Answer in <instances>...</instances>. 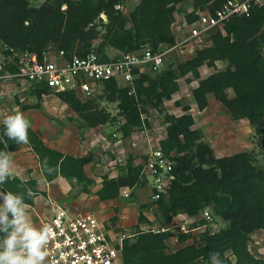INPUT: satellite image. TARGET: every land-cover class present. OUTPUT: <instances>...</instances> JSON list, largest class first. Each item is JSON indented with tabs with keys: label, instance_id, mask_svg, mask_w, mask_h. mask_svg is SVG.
Listing matches in <instances>:
<instances>
[{
	"label": "trees",
	"instance_id": "16d2710c",
	"mask_svg": "<svg viewBox=\"0 0 264 264\" xmlns=\"http://www.w3.org/2000/svg\"><path fill=\"white\" fill-rule=\"evenodd\" d=\"M182 1L140 0L125 15L124 0H43L40 4L0 0V42L3 48L33 52L39 58L49 44L63 49L67 55L94 50L103 60L109 59L105 46L119 52H134L145 44L158 49L175 43L173 23L177 4ZM224 2L190 0L192 10L185 14L186 22L193 23L197 11L213 12ZM213 28L209 44L178 64L163 67L155 76L150 72L135 74L129 85L115 78L99 83L104 97L117 105L123 136L142 127V114L148 106L162 110L164 101L179 90L178 79L190 74L186 80H197L192 95L199 110L208 105L207 95L212 94L234 119L249 121L257 145L264 147V5L232 15L222 27ZM95 40L100 43L94 45ZM3 53L6 57L8 50L4 48ZM216 61H225V67L217 69ZM204 64L215 70L201 77L199 68ZM7 66L3 65L0 73ZM10 70L16 69L12 66ZM32 85L38 96L51 90L45 85ZM229 88L233 96L229 95ZM57 96L91 127L116 119L99 107L95 97L82 99L74 90L58 91ZM182 109L180 115L165 114L166 136L159 143L164 153L172 154L174 177L155 204L167 219L177 214L198 216L209 209L212 217L219 216L228 224L216 231L205 229L201 245L190 243L167 251L169 233L142 229L139 224L147 218L139 214L135 233L123 239V264H217L228 251L236 264H264V258L254 256L249 249L250 234L264 229V167L255 163L254 152L249 150L216 156L210 144L202 140V131L192 127L190 106L184 105ZM3 131L1 123L0 136ZM28 138L46 181L62 175L92 183L83 168L90 155L64 154L46 145L31 127ZM3 139L7 147L0 140V151L11 152L19 145L6 136ZM142 169L143 164L128 161L125 175L105 176L96 192L99 199L117 198L123 187L134 192L145 180ZM0 190L11 192L29 205H33L37 194L46 195L37 188L36 179L22 180L18 176H10L0 184ZM7 216L9 220L14 218L11 212ZM3 229L0 223V240L7 235ZM188 237L183 234L180 238Z\"/></svg>",
	"mask_w": 264,
	"mask_h": 264
},
{
	"label": "rangeland",
	"instance_id": "374dc122",
	"mask_svg": "<svg viewBox=\"0 0 264 264\" xmlns=\"http://www.w3.org/2000/svg\"><path fill=\"white\" fill-rule=\"evenodd\" d=\"M30 1L34 4H40L43 0ZM187 2L188 0H183L181 4H186ZM131 4H133V1L127 3V0H124L122 9L125 15H128L132 7ZM181 11L183 9L178 10L175 14L173 29L176 37L175 43L159 47L161 50L166 51L164 68L171 64L176 65L180 61L195 55L198 48L210 43L209 36L214 28L205 30L199 36H192L189 40L181 42L184 38L193 34L197 28H200V25L195 21L193 23L186 22L185 14L188 12L181 14ZM98 43H100V40L94 41V45H98ZM105 47L104 50L109 57L116 56L119 53V51L112 47ZM1 53H3V45L0 42V59H2ZM217 65V69H223L226 62L218 61ZM203 69H206L205 73L215 70V68L209 66ZM147 72H150L151 76L156 75V73L151 71ZM190 76V74H187L178 79L180 84L179 91L174 93L171 99L164 101L162 110L148 106L142 114L145 120L144 124L142 127L135 129L129 136H123L120 129L122 118L118 114L117 105L115 102L108 101L104 97L100 84L89 95L78 92L82 95V99H86L88 96L95 97L99 107L105 109L111 116H115L116 118L95 127L86 125L84 120L57 96V92L48 90L38 96L35 93V87L30 83H16L15 85V83L10 82L4 85V87H1L0 83L1 95H4L0 100V104L4 102L2 105L6 109L5 113H22L31 125L38 128L39 134L47 144L77 156H91L90 160L85 164V170L91 176L93 180L92 184L79 183L76 179L64 180V184L57 183L56 181L46 184L39 177L40 182L45 185L44 187L50 193L49 200H53L55 203L62 205V207H67V209H81L84 212L96 210V213L102 216H116V219L119 218V221H117L119 225L123 224L124 227L121 226L120 229L127 236H133L137 229L138 216L139 214H143L147 218V221L140 223L139 226L142 229L154 230L161 229L162 227L165 228V231L169 233L166 241L167 251H173L190 243L201 245L203 243L202 233L205 229L216 231L226 227L228 222L219 216H213V219L210 221L204 218L202 214L198 216L185 214V220L188 222L186 230H181L180 224L178 226L175 225L177 222L175 219L172 217L167 219L161 210L155 206V202L151 200L150 193L144 186V183L136 188L134 192L130 193L128 197L119 195L114 200L101 201L96 195V190L100 187L105 176L116 177L125 175L128 161H132L134 165L144 164L148 152L159 147L160 140L166 136V113L180 115L183 113L182 107L188 105L197 118L203 115L204 112H200L197 109L193 99L192 80H186ZM215 103V101H210L209 109L212 111H218ZM225 116V121H228L227 112H225ZM199 122L203 125H213L211 121L203 119ZM231 123L237 125L238 131L235 133H242L241 139L230 140L229 138H232L230 134L232 135L233 133L232 128H224L223 131L230 136L227 139L223 138L226 139L224 142L227 149L214 154L228 155L244 150L253 151L255 163L260 167H264V147L257 145L253 127L247 122H243V120L231 121ZM209 130L212 131L213 127L212 129H207L208 134L211 133ZM15 166L16 169L19 167V165ZM15 166L13 167L14 170ZM180 219H182L181 216L179 217ZM183 234H188V239L181 240L180 237ZM249 249L254 256L264 258V229H257L250 234ZM2 250L0 248V251ZM216 263L236 264L234 256L229 251L226 252L224 259Z\"/></svg>",
	"mask_w": 264,
	"mask_h": 264
},
{
	"label": "built area",
	"instance_id": "2783aa9c",
	"mask_svg": "<svg viewBox=\"0 0 264 264\" xmlns=\"http://www.w3.org/2000/svg\"><path fill=\"white\" fill-rule=\"evenodd\" d=\"M255 5H264V0H225L221 7L213 12L197 11L196 23L200 25L192 36H199L213 27H222L224 21L232 15L248 12ZM8 54L4 58L15 67L8 76L24 79L31 84L45 85L51 90L70 91L91 94L104 80L115 78L127 85L132 83L135 74L151 71L159 72L164 67L166 51L153 49L148 44L134 52H119L107 60L94 50L67 55L63 49L49 44L42 58L35 53L4 47ZM3 48V49H4ZM2 65L0 64V69ZM172 154H166L161 147L150 150L143 164L144 179L151 183L150 198L156 202L166 192L173 179ZM131 188L123 187L120 196L128 197ZM204 218L212 220L210 210L204 209ZM182 219L179 220V217ZM176 226L186 230L184 215L172 216ZM50 226L52 238L47 245L48 257L45 264H123L122 244L127 235L116 222L100 218L94 212L72 213L67 208L56 206L52 214L42 222ZM156 231H165V228Z\"/></svg>",
	"mask_w": 264,
	"mask_h": 264
},
{
	"label": "crops",
	"instance_id": "0c3cea01",
	"mask_svg": "<svg viewBox=\"0 0 264 264\" xmlns=\"http://www.w3.org/2000/svg\"><path fill=\"white\" fill-rule=\"evenodd\" d=\"M132 1H133V4H131V5L133 7L140 0H127V3H131ZM180 4H177V11L183 9V11L180 12L181 14H184L185 12H189L192 9L190 0H188V2L186 4H184V3L181 4V5ZM176 12H175V14H176ZM174 23H173V29H174ZM1 56H2V59H0V64L2 66L3 65H8L6 67V69L3 72L0 73V83H1V87H4V85H7L10 82L15 83V85H16V83H29L28 81H26L24 79H18V78H15V77L8 76V73L12 72L10 69L12 68L13 65L7 63V60L4 58V54L3 53H1ZM217 64H218V61H216V65ZM206 66L207 65L204 64V65H202L199 68V72H200V76L201 77H205V76H207L208 74L211 73L209 71H208V73H205V70L206 69H203V68L206 67ZM191 83H193L192 89L195 86H197V80L196 79H193L191 81ZM179 87H180V84H179ZM177 92H175V93H177ZM228 93H229L230 96H233L232 89L229 88L228 89ZM2 97H4V95H1V91H0V100H1ZM207 99H208V105L203 110H199L197 108L200 112H202V111L204 112L202 116H199L197 118L192 113V111H191L192 109H190V112H191V114L193 115V118H194V124H193L192 127L193 128H199L202 131V133H203L202 140L208 142L210 144L211 148L213 149L214 153L216 154L217 152H222L225 149H227V146L225 145L224 140H226L230 136H232V138H229L230 140H236V139L239 140V139H241V134L242 133L241 134L240 133H238V134L235 133L236 131H238V127L234 123L232 124L231 121L232 122H234V121L236 122V121H242L243 120V122H247L248 124H249V121L246 118L233 119L231 117L230 112L227 110V108L219 100H217L212 94H208L207 95ZM210 101H215L216 102L215 103V106L218 109V111H212L211 109H209L210 108L209 107L210 106ZM194 102H195V100H194ZM2 104H4V102H2ZM2 104H0V124L3 123V120H4V118L7 115H12V114H9V113H5L6 109H5V107ZM207 109H209V110H207ZM205 110H207V111H205ZM225 112H227V114H228V117H227V120L228 121H225V119H226ZM224 117H225V119H224ZM202 119L205 120V121H211L213 123V125H209V124H204L203 125L201 122H199ZM30 127L39 135V137L42 139V141L46 145H48V146H50L52 148H55V149L63 152L64 154H69V155H72V156H77V155H75L73 153L64 152L61 149H58V148H56L54 146H51L50 144H47L46 141H44V139L39 134L38 128L36 126L31 125V124H30ZM212 127H213V130L212 131L209 130L211 133L208 134L207 133V129H212ZM227 127H231L232 128L233 133H232V135L230 134V136L225 131H223V129L224 128H227ZM250 130H251V127H250ZM248 131H249V129H248ZM212 133H214V134H212ZM217 136H219V137L217 138ZM223 138H226V139H223ZM10 153H11V159H12V175L11 176H18L22 180L36 179L37 180V188L40 191L46 192V195L37 194L34 197V203H33V205L24 204L22 202H20V204L18 205L19 207H23L25 205L26 206V212H27V215H28V217L30 219V222L35 227L41 228L42 222L45 219H47L52 214L53 208H55L56 206H62V205L55 203L53 200L52 201L49 200L50 199V193H49L48 189L46 187H44L45 185L40 182V178L39 177H41L42 180H44V182L46 184L47 183L48 184L49 183H53L55 181L57 183L64 184V182H65L64 180H67L68 178H66V177H64L62 175H58L52 181H46L44 179V177H43L42 170H41L40 164L38 162V158L35 155V153L32 151L29 143L18 145L15 148V150L11 151ZM223 155L224 154H218L216 156H223ZM15 165H19V167H17V169H16V166ZM14 166H15V170L13 169ZM83 168H84V172H85L86 176L89 179H91V176L88 175V173L85 170V165H84ZM25 173H26V175H24ZM71 179H76V178H70V180ZM82 182H84V181H82ZM92 183H93V180H92ZM143 183H144V186L147 188L148 192L151 193V183H150V180L148 178H146ZM86 185H89V184H86ZM101 185H102V182H101ZM101 185H100V187H101ZM89 188H90V186H89ZM97 190H96V192H97ZM0 192H2V191L0 190ZM96 195H97V193H96ZM149 196H150V194H149ZM97 197H98V195H97ZM114 199H116V198H114ZM114 199H110V200H114ZM101 201H106V200H101ZM4 204H5V199H4L3 196H0V208H2L4 206ZM155 206H156V204H155ZM68 210H69V212H72V213H81V212H84V210H81V209H79V210H73V209H69L68 208ZM92 212L96 213V210H92ZM96 214L100 218L107 219L108 221H111V222H115L116 223L117 221H119V218H117V219H115L113 221L112 216H109V215L108 216H102L99 213H96ZM182 215L186 216L185 214H182ZM121 226L123 227V224H121Z\"/></svg>",
	"mask_w": 264,
	"mask_h": 264
},
{
	"label": "clouds",
	"instance_id": "9594fccd",
	"mask_svg": "<svg viewBox=\"0 0 264 264\" xmlns=\"http://www.w3.org/2000/svg\"><path fill=\"white\" fill-rule=\"evenodd\" d=\"M4 131L0 140L6 136L17 144L29 142L28 129L30 122L20 112L7 115L3 120ZM12 175L11 153L0 151V184L7 182ZM5 204L0 208V223L4 225L7 235L0 240V264H45L48 257L47 245L52 238L53 230L50 226L35 227L26 212V206L19 207L20 198L11 192H0ZM13 214L9 220L7 213ZM11 226V231H8Z\"/></svg>",
	"mask_w": 264,
	"mask_h": 264
}]
</instances>
